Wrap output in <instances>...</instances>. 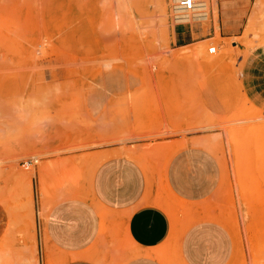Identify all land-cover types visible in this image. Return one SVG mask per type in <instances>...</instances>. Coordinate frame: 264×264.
<instances>
[{
	"label": "rangeland",
	"instance_id": "374dc122",
	"mask_svg": "<svg viewBox=\"0 0 264 264\" xmlns=\"http://www.w3.org/2000/svg\"><path fill=\"white\" fill-rule=\"evenodd\" d=\"M155 2L167 23L158 45L168 52L150 49L158 53L151 54L149 80L132 68L151 38L126 31L114 0H46L39 14L31 0H0V103L10 109L61 87L49 108L57 123L16 142L4 160L3 264L33 263L28 242L39 259L45 251L46 264H62L65 257L52 242L44 248L42 235L71 241L68 249L83 258L75 264H219L223 234L225 264H264V112L237 80L253 48L250 28L246 38L207 41L203 52L215 50L204 55L174 36L189 23H172L170 0ZM90 21L106 50L92 47ZM236 41L246 47L237 50ZM55 55L60 60L49 59ZM101 119L109 128L98 127ZM202 122L213 127L201 129ZM207 136L219 137L218 145H208ZM144 202L170 219L158 256L133 247L124 232L125 218ZM53 223L69 229L38 232ZM114 242L117 259L110 256Z\"/></svg>",
	"mask_w": 264,
	"mask_h": 264
},
{
	"label": "crops",
	"instance_id": "0c3cea01",
	"mask_svg": "<svg viewBox=\"0 0 264 264\" xmlns=\"http://www.w3.org/2000/svg\"><path fill=\"white\" fill-rule=\"evenodd\" d=\"M48 7L46 0H44L42 5L43 13H45ZM185 23L189 24L182 25L179 32H174V36H181L182 40L183 37H186L184 40L186 44L200 46L211 39H235L244 37L247 27L252 28L249 31V40L253 48L245 54L240 62L237 80L238 87L243 96L255 108L264 112V0H209L208 11L205 12V18L203 20L197 23L195 21ZM91 24L92 47L99 46L106 50L104 38L96 30L92 22ZM234 47L241 51L246 46L236 41L234 42ZM57 56L60 58V55H55V57ZM55 57H50L49 59L54 61V59H57ZM105 63L109 62L106 61ZM132 69L136 72L140 71L145 75L136 66ZM0 104L4 113L7 108H5L3 103ZM56 123L57 119H54V122L45 128H49ZM97 124H99L98 127L101 130L109 128L108 122L104 119H101ZM41 208L43 211L45 204ZM40 215H43V212ZM170 224V219L163 208L150 202H144L129 212L124 220V232L132 241L133 247L140 251L145 250L148 254L158 256L157 254L162 247L161 245L168 239ZM68 229L69 225L66 223H53L41 225V229L38 227V232L44 233L49 230L65 232ZM40 241L44 248L51 242L54 244V248L58 253L57 256L60 258L62 256L65 257L62 264H75L74 262L76 260L83 262L79 251L68 249L71 248V241L69 240L56 239L50 241L45 235H42L40 236ZM226 241V237L223 234L219 240V248L221 249L219 251V264H225L227 255L229 254L230 247ZM24 245L27 247L28 253L33 251V263L29 264H46L45 251L41 252L39 259L37 245L34 242H28ZM113 245L115 246L113 247ZM21 246L14 247V249L18 250ZM111 248V257L114 256L113 258L117 259L119 256H122V251L116 242L112 244ZM71 255H75L76 257ZM67 256L72 258H66ZM125 256L126 254L121 258V263L124 261L123 258ZM97 263V260H90L86 264Z\"/></svg>",
	"mask_w": 264,
	"mask_h": 264
},
{
	"label": "bare ground",
	"instance_id": "6f19581e",
	"mask_svg": "<svg viewBox=\"0 0 264 264\" xmlns=\"http://www.w3.org/2000/svg\"><path fill=\"white\" fill-rule=\"evenodd\" d=\"M31 1L33 2L34 6L37 7L36 10L38 11V14H39V12H41L44 0H31ZM170 2H171L170 3L171 4V18H172L173 24L203 20L205 18V12L208 11L209 0H193V4L191 5L190 9L182 8L179 5V0H170ZM159 4L160 3L157 4L155 0H114V4L112 8L113 13L116 16L121 18V22L127 32L133 33V34L134 32H136L138 33L137 35H139L141 38L144 37V40H146L145 38L148 39L150 36L151 39L149 38L150 40L147 41V43H145L146 41L144 42L146 47L148 48H146L145 50L146 53H143V55L139 57L140 58L139 60L141 62H139L138 58L135 57L138 61V63H136L137 64L136 67L139 70H141L143 73H145V75L147 76V79L149 80L151 77V71L149 69L150 64L154 62L152 59H150V57H152L153 55H157L156 53L159 52L158 49L160 48L161 50L163 49L162 53L160 52V54H163V53L166 54L168 52V49L166 48V46L158 45L160 44L158 43V41L165 37L164 35L165 33L163 34L162 31H163V28L165 31V27L167 24L165 16H164L165 13L163 14L164 10L163 12L161 11L162 9L160 10L162 6L161 5L159 6ZM150 6L152 10H150ZM247 30H249V28ZM244 37L246 38V35ZM152 43H155V44L152 46ZM206 46L207 45H204V43H203V46L202 44L201 46L199 45L198 46L199 48L197 49L198 52L206 55L207 52L206 51L203 52L205 50L204 47ZM156 48L158 52L155 53L154 51V53L153 52L149 53L150 49H156ZM214 50H215V47H214ZM32 52L33 54L31 53L32 55L30 54V56H33L32 58H35L36 51H32ZM42 53L40 54L44 55L46 51L44 54ZM207 54L210 56L209 53ZM55 58H57L56 60H60L61 57L59 58L57 56ZM3 60L4 58L0 56V63ZM49 88L50 89H48L47 92L43 91L44 93L41 92V94H39L36 98H34L35 100H33V102H29V103L21 102L16 107L6 109L4 113L1 109V104H0V178H2L6 173V170H5L6 167H4V162H5L4 160L8 157L10 158L14 154V144L16 142H20L22 139L24 140L27 138L35 139L37 136L38 130H43L45 127L50 126L54 122V119L56 120V118L52 115V113L49 110V105L51 104L50 99H53V97H55L58 94V91H60L61 87H59L58 85H55ZM3 121L9 122L7 124L8 126H4L2 124ZM201 124H202L201 129H204V130L207 128L210 129L211 127H213V124L210 122L209 123L202 122ZM259 125H261L260 122H259ZM196 126L193 129H195ZM216 135L217 133L215 134V136ZM214 137L213 138L212 137L208 138V136L206 137V141L209 143L208 145L210 144L218 145L219 141L217 139L219 137L217 139H215ZM1 182L2 181H0V183ZM1 189L2 188H0V190ZM6 237L8 238V236ZM1 253L2 252L0 251V264H3Z\"/></svg>",
	"mask_w": 264,
	"mask_h": 264
},
{
	"label": "built area",
	"instance_id": "2783aa9c",
	"mask_svg": "<svg viewBox=\"0 0 264 264\" xmlns=\"http://www.w3.org/2000/svg\"><path fill=\"white\" fill-rule=\"evenodd\" d=\"M192 4L193 0H179V5L184 9H190ZM207 50L209 53H212L214 51V46H209Z\"/></svg>",
	"mask_w": 264,
	"mask_h": 264
}]
</instances>
